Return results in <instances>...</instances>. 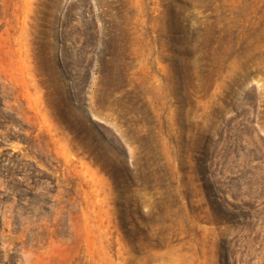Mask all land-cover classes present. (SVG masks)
<instances>
[{"label": "rangeland", "instance_id": "rangeland-1", "mask_svg": "<svg viewBox=\"0 0 264 264\" xmlns=\"http://www.w3.org/2000/svg\"><path fill=\"white\" fill-rule=\"evenodd\" d=\"M93 1L0 0V81L77 200L0 264H264V0Z\"/></svg>", "mask_w": 264, "mask_h": 264}, {"label": "trees", "instance_id": "trees-1", "mask_svg": "<svg viewBox=\"0 0 264 264\" xmlns=\"http://www.w3.org/2000/svg\"><path fill=\"white\" fill-rule=\"evenodd\" d=\"M215 1L217 5H210L215 11L225 8L221 0ZM93 2L90 7H98V1ZM259 10L264 11V1ZM18 102L11 87L0 81V148L4 149L0 155V230L9 224L26 237H60L65 229L63 217L77 203L75 186L64 178L45 135L34 125L20 122ZM13 142L23 145L22 152L34 160L21 154L9 158L12 150L5 143Z\"/></svg>", "mask_w": 264, "mask_h": 264}]
</instances>
